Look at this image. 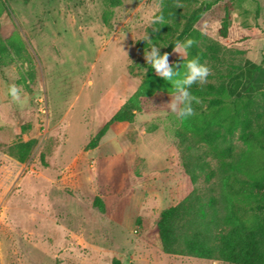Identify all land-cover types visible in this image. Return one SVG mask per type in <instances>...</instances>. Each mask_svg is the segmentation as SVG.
I'll list each match as a JSON object with an SVG mask.
<instances>
[{
  "label": "rangeland",
  "instance_id": "374dc122",
  "mask_svg": "<svg viewBox=\"0 0 264 264\" xmlns=\"http://www.w3.org/2000/svg\"><path fill=\"white\" fill-rule=\"evenodd\" d=\"M0 8L1 37L15 34L25 45L21 58L9 50L0 65V264H229L162 251L160 211L207 186L185 170L176 131L197 138L167 108L168 94L135 102L131 122L113 123L84 150L140 85L149 64L136 41L159 3L0 0ZM196 26L221 47L205 62L203 84L248 62L264 68V0H221ZM12 83L19 102L7 94ZM238 135L237 151L246 147ZM31 138L37 144L26 162L7 154L8 145Z\"/></svg>",
  "mask_w": 264,
  "mask_h": 264
},
{
  "label": "trees",
  "instance_id": "16d2710c",
  "mask_svg": "<svg viewBox=\"0 0 264 264\" xmlns=\"http://www.w3.org/2000/svg\"><path fill=\"white\" fill-rule=\"evenodd\" d=\"M156 1L160 8L155 16H162V20L153 22L147 30L150 38L162 47L159 51L169 52V62H177L180 74L185 70L186 60L192 56H198L202 63L217 59L220 45L207 42L206 35L196 24L221 0ZM109 4L119 6L121 0H109ZM230 10L231 5L226 4L219 29L222 37L228 36ZM104 20H108L106 14ZM188 37L195 43L183 61L172 52V45ZM142 39L136 41L138 50H146L149 46ZM9 50L21 58L25 45L15 34L7 38L0 35V65ZM241 68L221 73L218 83L191 86V92L200 102L193 103V114L184 120L197 143L181 129H177L176 137L191 181L197 183L203 176L207 186L193 189L179 203L160 211L156 230L165 254L221 260L229 264H264V88L255 95H231L228 80ZM29 75L33 80L32 70ZM168 92H171V85L148 65L136 91L91 137L84 150L96 148L113 123L131 122L135 116V102ZM237 132L246 146L239 151L232 143ZM36 144V138L20 140L8 145L6 152L24 163ZM209 157L218 161L216 168L212 167ZM94 204L103 208L100 197L94 199ZM113 264H120V260L114 258Z\"/></svg>",
  "mask_w": 264,
  "mask_h": 264
},
{
  "label": "clouds",
  "instance_id": "9594fccd",
  "mask_svg": "<svg viewBox=\"0 0 264 264\" xmlns=\"http://www.w3.org/2000/svg\"><path fill=\"white\" fill-rule=\"evenodd\" d=\"M162 20V16L156 15L151 22ZM142 41L148 42V48L143 52L145 63L149 64L155 74L171 85V92H168L170 100L167 108L180 120H184L193 114V103H199L200 98L191 92L194 83L203 84L210 72L207 64L200 62L198 56H192L184 63V72L180 74V66L177 62H169V52H160L162 48L150 38V33L145 32ZM195 43L191 38L176 40L172 45V52L177 53L184 61L189 49ZM147 71V70H146ZM7 94L12 100L20 101V91L16 84H8Z\"/></svg>",
  "mask_w": 264,
  "mask_h": 264
},
{
  "label": "crops",
  "instance_id": "0c3cea01",
  "mask_svg": "<svg viewBox=\"0 0 264 264\" xmlns=\"http://www.w3.org/2000/svg\"><path fill=\"white\" fill-rule=\"evenodd\" d=\"M264 88V68L258 71L252 63L245 64L238 73L228 80L231 95H255Z\"/></svg>",
  "mask_w": 264,
  "mask_h": 264
}]
</instances>
